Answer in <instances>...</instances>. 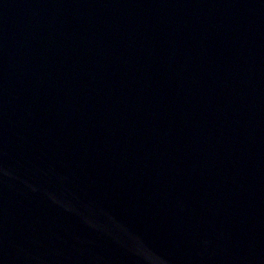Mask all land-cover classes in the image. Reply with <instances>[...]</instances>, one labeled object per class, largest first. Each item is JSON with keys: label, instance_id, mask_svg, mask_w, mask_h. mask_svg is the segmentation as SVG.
Returning a JSON list of instances; mask_svg holds the SVG:
<instances>
[{"label": "water", "instance_id": "water-1", "mask_svg": "<svg viewBox=\"0 0 264 264\" xmlns=\"http://www.w3.org/2000/svg\"><path fill=\"white\" fill-rule=\"evenodd\" d=\"M0 264H264V0H0Z\"/></svg>", "mask_w": 264, "mask_h": 264}]
</instances>
